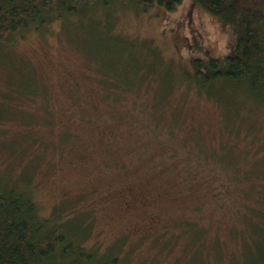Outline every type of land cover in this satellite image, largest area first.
Listing matches in <instances>:
<instances>
[{"label": "rangeland", "instance_id": "1", "mask_svg": "<svg viewBox=\"0 0 264 264\" xmlns=\"http://www.w3.org/2000/svg\"><path fill=\"white\" fill-rule=\"evenodd\" d=\"M98 10L88 26L0 42V177L24 181L43 217L78 223L85 245L126 264H250L262 233L240 235L244 200L257 204L248 182L264 179V107H242L246 123L230 131L232 107L192 91V59L223 61L232 31L194 0ZM98 59L119 77L116 59L158 66L151 83L109 91Z\"/></svg>", "mask_w": 264, "mask_h": 264}, {"label": "trees", "instance_id": "2", "mask_svg": "<svg viewBox=\"0 0 264 264\" xmlns=\"http://www.w3.org/2000/svg\"><path fill=\"white\" fill-rule=\"evenodd\" d=\"M194 1L208 14L219 18L234 35L231 51L223 61L209 58L201 64L200 59H192V81L196 86L192 91L196 96L204 97L216 105L221 103L231 106L229 119L234 120L226 128L233 131L232 124L243 118L240 116L242 107L246 109L254 106L258 109H253L254 112L260 115L259 109L264 107V0ZM180 2L181 0H0V42L12 44L17 36L29 29L44 33L58 24L62 25H58L59 28L69 25L85 26L87 22L90 23L89 18L85 17L87 13L99 12L97 9L106 10L122 5L131 6L139 12L157 7L173 10ZM95 26L105 27L101 23ZM153 48L152 46L151 49L156 52ZM139 60L116 59L115 64L126 63L125 75L119 77L98 59L101 68L107 67L108 75L101 77L100 82L107 85L109 91L120 85L132 86L135 81L151 83L158 66L157 59ZM18 85L22 86L20 83L16 84ZM28 89L24 87V90ZM215 89L226 93L225 97H218L216 93L220 91H217L214 95L218 98L217 101L211 99L209 93L212 94ZM9 90L13 92V86ZM241 122L246 123L245 119ZM247 137L243 136L244 144L239 137L235 138V143L250 147V141H254L255 136L253 134L252 138ZM197 149L202 152L204 147L199 146ZM239 167L235 165L233 169L238 171ZM20 178L21 176L17 177L19 180ZM4 179L7 178L0 177V264H126L116 255L99 254L85 245L78 223H70L63 216L56 219L43 217L30 190L25 185L20 188L24 181L14 185L7 184L8 181ZM244 180L245 183L248 182V179ZM248 184L259 187L255 198L257 204L244 200V204L251 208L250 213L245 212L242 218L243 222L248 221L244 224L249 231H241L240 237L243 241L249 240L250 235H255L250 240L257 243L261 232L259 242L264 243V189H260L264 188V179L257 182L253 179ZM193 187L190 186L189 190ZM248 190L250 194H255L251 189H243L242 195L245 196ZM258 247H262V250L258 255L255 251L250 264L255 259L256 264H264V244L260 246L259 243Z\"/></svg>", "mask_w": 264, "mask_h": 264}]
</instances>
